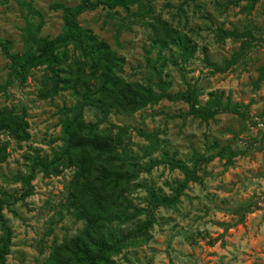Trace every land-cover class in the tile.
Here are the masks:
<instances>
[{"label":"rangeland","instance_id":"1","mask_svg":"<svg viewBox=\"0 0 264 264\" xmlns=\"http://www.w3.org/2000/svg\"><path fill=\"white\" fill-rule=\"evenodd\" d=\"M254 1L248 5L246 0H143L149 7L133 5L131 14L116 7L86 11L78 17L80 27L90 33L91 47H99L114 64L116 77L154 84L151 65L155 64L170 84L168 93L177 94L186 86L180 68L170 60L179 61L180 51L166 49L160 59L153 42L155 34L166 38L160 28L166 23L174 34H169L168 41L185 36L195 47L183 72L185 81L198 90L200 104L213 103L217 96L237 111L194 117L186 103L161 100L131 116L110 113L103 117L84 107L85 122H99L101 129L126 128L128 152L140 158L141 168H148L159 154L146 155L152 144L139 131L155 136L163 152L189 167L195 152L213 156L197 164V180L182 190L174 207L153 210L148 242L123 250L116 264H264V0ZM59 4L75 7L79 0H0V42L9 40L11 53L18 54L29 45L31 26H40L41 37L61 34ZM220 29L233 36L224 37ZM68 54L89 72L91 63L78 46L69 45ZM10 66L0 51V86H6ZM51 77L41 66L28 71L22 87L14 79L0 91V111L20 116L25 109L27 133L24 141L0 134L5 157L0 163V199L12 232L4 264H46L51 247L84 225L65 206L71 170L56 177L35 172L31 194L24 198L21 193L26 187L15 181L30 174L29 158L51 159L63 149L62 122L81 103L61 85L55 95L42 98L41 94L53 92ZM182 179L178 170L165 163L140 175L130 197L132 206L144 213L137 220L139 225L152 209L151 194L171 197ZM129 229V225L117 228Z\"/></svg>","mask_w":264,"mask_h":264},{"label":"trees","instance_id":"2","mask_svg":"<svg viewBox=\"0 0 264 264\" xmlns=\"http://www.w3.org/2000/svg\"><path fill=\"white\" fill-rule=\"evenodd\" d=\"M246 1L248 5L255 2ZM133 5L138 9L149 7L143 0H79L75 7L59 4L63 10L61 34L53 38L41 37L40 26H31L27 33L29 45L24 52L18 54L11 53L9 40L0 42V51L11 64L6 86H0V91L10 86L14 79L18 81L17 86L22 87L28 71L45 66L55 83L53 92L41 94L42 98L55 95L57 87L61 85L62 89L71 90L73 95L81 100L79 105L69 110L67 118L62 122L63 149L51 159L47 156L29 158L30 174L15 178L16 182H21L26 187V191L21 193L24 198L31 194L30 182L35 172L43 173L46 177L59 176L66 169L73 172L66 189L65 206L72 217L82 221L84 225L76 234L51 247L46 264H116L115 259L123 250L137 248L148 242L149 231L155 221L153 210L157 207H174L182 190L197 180V164L213 159V156L195 152L192 166L189 167L163 152L155 136L139 131V136L148 139L152 144L146 155L159 154V159L151 162L148 168H141L140 158L128 152L126 128L110 126L101 129L99 122H85L82 118L85 106L94 109L103 117L110 113L131 116L161 100L186 103L189 114L194 117L237 113L228 104L223 105L217 96H214L213 103L209 100L204 105L200 104L198 90L185 81L183 72L185 64L195 53V47L189 44L185 36H172L168 41L169 34H174L166 23L160 28L167 39L155 34L153 42L155 47H159L157 52L160 59H163L161 53L166 49L175 48L180 51V60L171 58L170 61L180 68L185 91L168 93L170 84L163 80L162 70L156 71L155 64L151 65L156 79L154 84L125 81L116 77L114 64L107 56L102 55L99 47H91L90 33L80 27L77 19L86 11L112 10L116 7H121L131 14ZM219 31L224 37L233 36L228 31ZM69 45L78 46L83 56L90 61L88 73L77 66L75 57L69 56ZM209 65L221 69L217 65ZM20 113L18 116L6 109L0 111V134L8 133L22 141L27 139L23 119L25 109L22 108ZM3 153V149H0V163L5 161ZM164 163L171 169L178 170L183 179L171 197L151 194L149 203L152 209L148 210L145 222L139 225L137 220L143 212L132 206L130 197L137 190L140 175L149 173L150 169ZM4 203V200L0 199V228L3 232L0 238V264H4L9 254L12 236L11 228L2 214ZM127 225L130 226L128 231L117 230Z\"/></svg>","mask_w":264,"mask_h":264}]
</instances>
